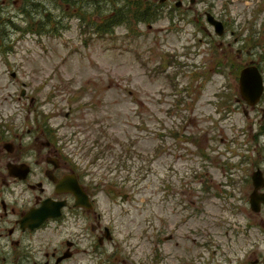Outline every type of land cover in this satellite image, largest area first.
Listing matches in <instances>:
<instances>
[{
    "label": "rangeland",
    "instance_id": "rangeland-1",
    "mask_svg": "<svg viewBox=\"0 0 264 264\" xmlns=\"http://www.w3.org/2000/svg\"><path fill=\"white\" fill-rule=\"evenodd\" d=\"M103 1L65 10L48 0L50 26L61 30L39 35L27 22L46 6L0 0L1 142L25 153L41 146L43 127L40 142L65 146L119 243L93 252L91 232L70 223L60 232L88 236L64 264H264V210L248 204L251 174L264 169V94L251 108L238 91L244 66L264 71V0H185L129 33H81L74 9L101 22L125 4ZM210 12L225 22L224 36L207 24ZM8 189V201L20 191ZM65 237L56 232L53 246ZM4 240V251L14 248Z\"/></svg>",
    "mask_w": 264,
    "mask_h": 264
},
{
    "label": "flooded vegetation",
    "instance_id": "flooded-vegetation-1",
    "mask_svg": "<svg viewBox=\"0 0 264 264\" xmlns=\"http://www.w3.org/2000/svg\"><path fill=\"white\" fill-rule=\"evenodd\" d=\"M15 1L17 2V0ZM35 1L37 7H47L48 0H44V2L42 0ZM62 1L67 6L65 10H69L71 7L70 0ZM167 1L165 0L163 3H167ZM2 3L0 2V5ZM2 8L0 6V14ZM218 18L220 17L218 16ZM221 22L225 24L224 21L221 20ZM43 130V127L35 128V134L38 135L34 138V141H39L41 146L37 143L30 144L25 153L19 150V145L16 149L12 143L2 144L1 139L3 138L0 136V145L3 146V150H0V241L3 240L2 243H4V238H6L9 245L14 247L9 251H4L5 245L0 242V264H64L66 261L71 260L78 252L76 247L79 246V241L83 242L85 240L84 235H87L88 232H83L82 229L73 234L71 232H60L62 227H66L70 223L77 224L76 228L85 225L88 229L86 231L91 232L92 236L90 237L94 239V245L91 244L93 252L103 248L105 242H110L115 246L119 244L116 241L115 233L112 232L113 228L110 229L102 225V215L96 210V201L93 194L78 172L77 165L70 158V154L66 152L65 146L62 144L57 145L52 140L42 144L40 136L44 134ZM46 132L49 135L52 134V131L48 129ZM1 133L2 131H0ZM27 133H30V130ZM43 147L44 149H42ZM1 151L13 154L10 160V155L8 156L10 162H6ZM23 157L27 158L22 161ZM3 160L4 163H2ZM12 165L27 170L25 179L21 178L22 174H19L16 168L13 173H10L9 167ZM255 170L261 173L264 180V169L256 168ZM229 176H232V174H229ZM59 182L64 185L57 186ZM66 183L67 186H65ZM10 184L19 186L20 191L17 196L8 201L5 197L6 192L8 191L7 194L9 195L13 192V190L8 189ZM73 184H78L87 196V200L82 205L77 204L75 196L69 191ZM252 192L253 186L248 196V203ZM258 192L264 194V187ZM25 193H28V197L26 198L27 202L23 203L22 197ZM21 195L22 197L17 199ZM122 198L124 200L126 194ZM45 201L56 205L62 204L58 211L59 214L44 219L36 228L22 227L20 222L25 215L31 210L39 209ZM263 210L264 208L261 209V211ZM56 232L58 235H67V237L60 240L57 246H53V237ZM71 236L73 240H71ZM30 237L35 238L34 243L23 244L24 240ZM98 258H100V255Z\"/></svg>",
    "mask_w": 264,
    "mask_h": 264
},
{
    "label": "water",
    "instance_id": "water-1",
    "mask_svg": "<svg viewBox=\"0 0 264 264\" xmlns=\"http://www.w3.org/2000/svg\"><path fill=\"white\" fill-rule=\"evenodd\" d=\"M208 22L214 26V30L217 35L221 36L223 33L222 26L219 22L214 21L209 15H207ZM263 91V80L262 76L259 73L258 69L255 66H248L241 70L239 76V92L241 98L249 106H254L260 99ZM246 113V112H245ZM15 169V166L10 167V171ZM19 174H22L21 178L24 179L27 174L26 169L16 168ZM13 173V172H12ZM15 174V172H14ZM60 185V186H59ZM64 184L59 182L57 186L61 187ZM252 185L253 192L250 195L249 204L253 212L258 213L261 209V206L264 207V194L259 193L258 190L264 187V180L259 171H256L252 175ZM67 186V183L65 184ZM69 188V187H68ZM70 192L76 198L77 204L82 205L83 202L87 200L86 195L81 191L80 187L76 184H73V187L70 188ZM62 204H51L49 201L43 202L42 206L39 209H34L29 211L23 220L20 222L22 227L36 228L39 223L48 217H55L59 214V208Z\"/></svg>",
    "mask_w": 264,
    "mask_h": 264
},
{
    "label": "trees",
    "instance_id": "trees-1",
    "mask_svg": "<svg viewBox=\"0 0 264 264\" xmlns=\"http://www.w3.org/2000/svg\"><path fill=\"white\" fill-rule=\"evenodd\" d=\"M75 2V1H71ZM103 2H106L104 0ZM124 6L123 8H119L116 11H112L110 9L111 14L108 16H103V18L100 19L98 22H88L86 23L84 21L83 12L82 14L78 12L76 15H78L80 19L79 24V30L81 33L84 34V32H88L89 30H92L94 33H100L102 35L110 34L114 31V29L118 27H125L127 32L129 33L131 31V24H152L158 19V15L160 14V6L159 5H152L147 2L141 1V0H135L133 3H131L128 0H124ZM74 5V3H71ZM81 14V15H79ZM105 14V13H103ZM102 15V14H100ZM33 25V24H32ZM35 26H32V28ZM50 27V26H49ZM39 28V31H44L46 34H56L59 30V28H53L50 30V28ZM136 37V35H134ZM258 67L259 64H256ZM260 70L262 69L261 66L258 67ZM96 146V145H95ZM129 150H131V145H129ZM99 149H101V154L99 156H103L105 154V151L102 149V145L97 146ZM106 149L110 150V148H107V146H104ZM90 149V148H89ZM89 153V152H88ZM92 153V152H90ZM89 153V154H90ZM126 158H130V155L126 156ZM98 160V158H95Z\"/></svg>",
    "mask_w": 264,
    "mask_h": 264
}]
</instances>
